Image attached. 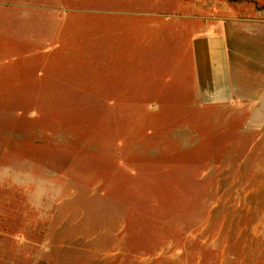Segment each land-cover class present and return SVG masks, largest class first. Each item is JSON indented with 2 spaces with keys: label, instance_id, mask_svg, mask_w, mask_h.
<instances>
[{
  "label": "rangeland",
  "instance_id": "rangeland-1",
  "mask_svg": "<svg viewBox=\"0 0 264 264\" xmlns=\"http://www.w3.org/2000/svg\"><path fill=\"white\" fill-rule=\"evenodd\" d=\"M177 2L0 0V264H264V98L202 100Z\"/></svg>",
  "mask_w": 264,
  "mask_h": 264
},
{
  "label": "crops",
  "instance_id": "crops-1",
  "mask_svg": "<svg viewBox=\"0 0 264 264\" xmlns=\"http://www.w3.org/2000/svg\"><path fill=\"white\" fill-rule=\"evenodd\" d=\"M263 6L264 0H178L173 6L172 12L179 15L174 24L181 35H189L182 50L184 71L189 68L194 73L195 86L205 102L264 98V36L253 29L264 24ZM40 39L30 42L31 46L54 43L52 37ZM106 60L117 62L122 57ZM134 60L137 63L139 58ZM138 68L137 63L128 73H138Z\"/></svg>",
  "mask_w": 264,
  "mask_h": 264
},
{
  "label": "trees",
  "instance_id": "trees-1",
  "mask_svg": "<svg viewBox=\"0 0 264 264\" xmlns=\"http://www.w3.org/2000/svg\"><path fill=\"white\" fill-rule=\"evenodd\" d=\"M264 7V6H263Z\"/></svg>",
  "mask_w": 264,
  "mask_h": 264
}]
</instances>
